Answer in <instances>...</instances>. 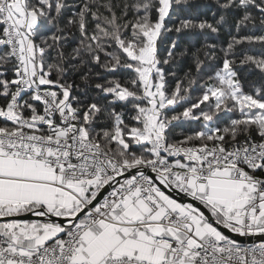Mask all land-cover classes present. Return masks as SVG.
<instances>
[{"label":"snow or ice","instance_id":"obj_1","mask_svg":"<svg viewBox=\"0 0 264 264\" xmlns=\"http://www.w3.org/2000/svg\"><path fill=\"white\" fill-rule=\"evenodd\" d=\"M0 264H264V0H0Z\"/></svg>","mask_w":264,"mask_h":264}]
</instances>
